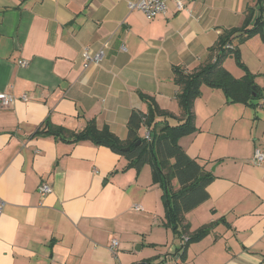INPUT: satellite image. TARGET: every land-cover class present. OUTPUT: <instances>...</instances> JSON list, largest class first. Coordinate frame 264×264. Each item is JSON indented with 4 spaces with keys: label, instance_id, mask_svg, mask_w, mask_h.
Instances as JSON below:
<instances>
[{
    "label": "crops",
    "instance_id": "crops-1",
    "mask_svg": "<svg viewBox=\"0 0 264 264\" xmlns=\"http://www.w3.org/2000/svg\"><path fill=\"white\" fill-rule=\"evenodd\" d=\"M128 1L137 0H0V92L16 97L0 104V264H264V163L252 161L264 141L260 33L239 45L254 103L202 85L195 130L178 139L214 175L208 198L184 215L186 232L169 221L150 163L136 169L108 146L37 132L46 120L75 132L93 120L125 139L131 111H148L140 93L177 124L173 68H197L223 29L241 26L249 8L251 25L260 14L257 0H182L147 19ZM83 50L104 57L85 68ZM232 58L223 66L240 78Z\"/></svg>",
    "mask_w": 264,
    "mask_h": 264
},
{
    "label": "trees",
    "instance_id": "trees-1",
    "mask_svg": "<svg viewBox=\"0 0 264 264\" xmlns=\"http://www.w3.org/2000/svg\"><path fill=\"white\" fill-rule=\"evenodd\" d=\"M257 5L260 14L254 24H250L253 8H249L243 24L223 29L209 48L207 59L197 68L191 71L173 68V82L179 87L176 100L181 109V119L177 124H169L167 118L171 113L161 110L151 96L140 93V97L148 104V111H131L125 139L117 137L107 126L99 128L93 120L77 132L54 126L46 120L37 132L55 133L73 143L89 140L96 145L108 146L127 159V166L136 169L150 163L154 181L163 186L169 221L175 229L181 226L179 232H186L188 225L183 224L184 215L208 198L207 186L214 175L205 169L204 163L190 157L179 145L178 139L195 130L193 103L201 95L202 85L221 89L229 103H254L253 75L241 61L239 45L257 33L264 37V0H257ZM228 56H232L236 64L245 70L240 78L234 77L223 66ZM142 125L150 129V140L139 135ZM173 179L177 180V188L172 185ZM208 230L209 226L199 228L192 233L187 243L202 238Z\"/></svg>",
    "mask_w": 264,
    "mask_h": 264
},
{
    "label": "built area",
    "instance_id": "built-area-1",
    "mask_svg": "<svg viewBox=\"0 0 264 264\" xmlns=\"http://www.w3.org/2000/svg\"><path fill=\"white\" fill-rule=\"evenodd\" d=\"M172 1L176 7L177 11H180L183 8L182 0H137V1H128L129 9H136L141 11L147 19H152L158 15L165 13L167 9V3ZM81 57L83 61V67H88L91 64H98L104 57V52L99 51L96 53H90L87 50L81 52ZM22 65H25L26 62L22 61ZM21 99L26 100L25 95L21 96ZM16 100L12 94L7 92H0V104L3 106L9 105ZM264 106V99L262 102ZM146 140H150V134L147 132L144 136ZM252 161L254 164L261 165L264 163V141L261 147H257L254 151ZM51 191L50 185L47 183H41L38 186V192L41 196L46 195ZM5 202L0 198V215L3 212ZM139 208V207H136ZM118 245V240L116 238L111 239L109 244L110 251L114 254Z\"/></svg>",
    "mask_w": 264,
    "mask_h": 264
},
{
    "label": "water",
    "instance_id": "water-1",
    "mask_svg": "<svg viewBox=\"0 0 264 264\" xmlns=\"http://www.w3.org/2000/svg\"><path fill=\"white\" fill-rule=\"evenodd\" d=\"M255 91H256V87L255 86H252V94L255 95ZM212 170H213V167H212Z\"/></svg>",
    "mask_w": 264,
    "mask_h": 264
},
{
    "label": "rangeland",
    "instance_id": "rangeland-1",
    "mask_svg": "<svg viewBox=\"0 0 264 264\" xmlns=\"http://www.w3.org/2000/svg\"><path fill=\"white\" fill-rule=\"evenodd\" d=\"M228 60H229V59H227V61H228ZM231 60H232L233 64L235 65L234 59L232 58ZM176 184H177V183H176Z\"/></svg>",
    "mask_w": 264,
    "mask_h": 264
}]
</instances>
